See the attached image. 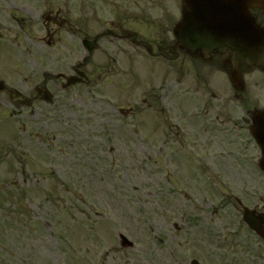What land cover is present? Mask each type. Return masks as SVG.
I'll use <instances>...</instances> for the list:
<instances>
[{
	"label": "rangeland",
	"instance_id": "obj_1",
	"mask_svg": "<svg viewBox=\"0 0 264 264\" xmlns=\"http://www.w3.org/2000/svg\"><path fill=\"white\" fill-rule=\"evenodd\" d=\"M8 1L4 2L8 13L4 11L0 21L3 42L14 47L4 50L11 51L14 60L32 72L38 62L53 69L56 63L63 64L61 58L36 54L43 49L37 39L46 33L40 23L41 13L50 7L63 9L74 26L93 36L96 26L102 24L95 21V1L98 14L108 21L111 7L107 2L113 0H53L55 5L51 6L39 0H13L12 7L18 8L14 11L8 9ZM164 10L162 5H148V27L152 30L146 34L150 40L161 38ZM173 10L170 15L178 18V10ZM9 13L31 21L21 28L25 21H11ZM65 37L68 43L72 39ZM63 50L69 52L57 46L60 56ZM145 64L152 63L147 59ZM163 79L158 75L153 78L158 82L153 84L148 79L147 86H134L131 93L122 85L125 97H114V85L106 79L95 85V97L91 86L75 88L67 92L63 107L51 109L47 117L41 116L39 109L29 116L8 118L12 123L5 129L0 125V264H190L193 257L203 264H264V242L246 230L238 233L237 226L227 221L225 210L216 208L221 197L212 198L189 182L193 171L190 155L206 141L195 140L194 145L178 149V158L187 164L178 171L180 162L173 157L172 140L167 147L158 145L160 129H152V133L144 125L141 135L124 132L117 107L142 104L138 95L145 89L150 99V90L158 91ZM222 82L227 85L225 78L219 79V84ZM185 88L190 92L195 86L185 83ZM121 90L118 96H122ZM222 97L223 101L207 102L204 108L210 111L205 120L212 125H221L217 121L227 113L235 118L245 115L241 103ZM196 98L189 103L191 114L200 110L202 114V100H212L211 96L197 93ZM166 103L169 105L170 99ZM148 108L147 100L141 111L136 110V121L155 115L156 110L153 113ZM0 111L1 123L7 111L3 107ZM182 111L177 110L176 117L172 111L163 115V126H175L171 128L174 132L178 125L185 126L189 116ZM230 133L226 141L232 143L226 145L220 138L205 146L210 148L204 156L210 164L216 162L222 167L220 172L227 179L231 173L262 179L257 147H241L236 144L242 142L236 128ZM177 136L182 142H195L191 133L179 132ZM242 138L245 142L248 135ZM117 231L133 240L135 247H122ZM215 238L225 241L220 246Z\"/></svg>",
	"mask_w": 264,
	"mask_h": 264
},
{
	"label": "flooded vegetation",
	"instance_id": "obj_2",
	"mask_svg": "<svg viewBox=\"0 0 264 264\" xmlns=\"http://www.w3.org/2000/svg\"><path fill=\"white\" fill-rule=\"evenodd\" d=\"M149 1L151 3H165L167 0H128L122 8L123 10H113L114 17L116 18V20L111 21L113 29L104 30L102 32L108 33L106 38L109 39L110 43L121 44L118 46V52L114 54L117 56L109 54L110 63H108L106 68V72L114 77L117 75L131 76L133 74L134 65H136L139 59L144 55L147 47L151 46L143 37L142 31L147 21L146 5ZM234 2L242 6L246 5L259 27L264 28V6H261L264 5V0H234L233 3ZM54 19L59 21L57 18ZM132 21H138L139 25L132 26ZM164 32L165 38L161 39L156 45L158 50L155 52V55L157 57H165L172 60V67H176L175 73H177L174 82L178 83L183 80L185 71L183 72L182 66H186V63H188V70L194 83L191 82L194 85L197 84L202 86V88L204 87V91L206 92L208 89L211 90L213 76L217 72H230L232 70V51L230 49H227L224 53H215L211 54L209 58H204L202 53L184 48L182 49L175 38L169 39L167 30ZM77 53L78 52H73L71 57H75L76 59L78 56ZM101 59L102 58L99 56L95 57V71L99 69ZM80 60H83V52L80 55ZM116 64L119 66L123 64L122 70L118 71ZM78 66L79 62L76 61L75 63H69L67 67L64 68L66 72L58 71V73H51L44 71L41 78L23 77L11 78L10 80L8 77L9 79L6 80L7 83L14 84L16 90L18 89L21 91L23 95L16 98L15 93L10 94L6 92L5 98L6 100L12 101L15 107H17V109L19 108V112L27 106H33L35 103H40L41 108L45 107L47 103L44 97H47L49 90L51 91L52 82L59 85L61 91L64 90V84L72 79L70 76L76 75L79 70H84V68H79ZM238 68L242 77L244 89L241 93L236 92L234 95L238 99L244 98L247 88L253 86L259 88L264 96V61L250 63L246 60H241ZM67 69H70L71 73L67 74ZM5 72H9V69L0 68V79H2ZM10 73L12 74L13 72L11 71ZM59 73L60 75L57 76ZM55 79H57V81ZM178 93V87L174 89V91H171V95L173 96L172 102H175V100L179 98ZM212 94L216 96L215 92H212ZM158 95L163 99L164 96L161 92ZM252 110H256V112L258 110H264V97H256V103L253 105ZM34 112L37 111L34 110ZM254 112L255 111H252L248 115V118L241 119L240 124H238L241 132L243 128H247L250 131L251 123L255 118L253 115ZM258 114L261 116L260 113ZM229 121H231V119ZM235 124H237V122H235ZM176 128L179 129L180 125ZM253 142L254 140L250 141L252 144ZM225 176L226 175H223L221 178H225ZM232 178H236L238 181L239 193L242 195V198L236 197L234 201L233 199L230 200L235 210L240 213V216L234 213L233 218L243 223V211L246 206L255 209L258 214L264 217V183L262 191H259L257 189L260 185L259 180L256 179V175L239 174L232 176ZM225 203L226 205L228 204L227 201H225Z\"/></svg>",
	"mask_w": 264,
	"mask_h": 264
},
{
	"label": "water",
	"instance_id": "obj_3",
	"mask_svg": "<svg viewBox=\"0 0 264 264\" xmlns=\"http://www.w3.org/2000/svg\"><path fill=\"white\" fill-rule=\"evenodd\" d=\"M187 1L189 2V0H187ZM191 8H193V7L189 4L188 10H187V12L185 14V18L183 19V22H182V28L181 29H184L185 30L184 32L190 31L191 28L193 27L194 23H196V26H198V29L193 31L194 34H195V37H193V40H195L197 43H202V42H204L203 39L205 37H209L208 36L209 33L207 31H205L204 29L207 26L214 27V25H215V28L216 27L219 28L220 22H216L215 20L213 21L212 19H209L207 17V15L199 16L198 19H196V21H193V19H192L193 18V16H192L193 15V11H192ZM212 18H213V16H212ZM210 22H211V24H209ZM244 39H246V36H244ZM228 42L230 44H235L236 43V41L234 39H232V38H228ZM243 53L240 52L239 53V54H241L240 56L244 55ZM244 56H247V55H244ZM263 150H264V148H263ZM262 164L264 165V159H263ZM122 239L124 240L125 244H127V245H131L132 244L124 236H122ZM194 264H197V263L194 262Z\"/></svg>",
	"mask_w": 264,
	"mask_h": 264
}]
</instances>
